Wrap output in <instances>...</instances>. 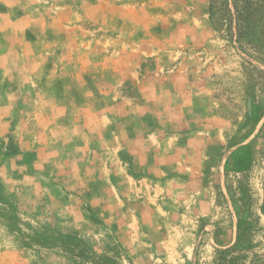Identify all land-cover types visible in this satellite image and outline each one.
<instances>
[{
  "label": "rangeland",
  "instance_id": "obj_1",
  "mask_svg": "<svg viewBox=\"0 0 264 264\" xmlns=\"http://www.w3.org/2000/svg\"><path fill=\"white\" fill-rule=\"evenodd\" d=\"M88 1L0 22V264H207L239 218L264 264V42L241 48L223 0H102L133 7L101 23ZM245 145L239 184L226 163Z\"/></svg>",
  "mask_w": 264,
  "mask_h": 264
},
{
  "label": "trees",
  "instance_id": "obj_2",
  "mask_svg": "<svg viewBox=\"0 0 264 264\" xmlns=\"http://www.w3.org/2000/svg\"><path fill=\"white\" fill-rule=\"evenodd\" d=\"M263 9L264 0H223L218 10L219 25L230 32L241 48L244 47L245 41L253 48H258L259 43L264 42L257 32L263 18ZM252 151L253 145H245L234 150L228 157L226 172L233 174L239 184V176L246 174L253 165L255 157ZM238 188L237 190L241 189L240 186ZM237 190L236 194L239 192ZM254 232L252 222L239 218L236 241L216 249L214 259L207 264H248ZM76 258L80 264H87L90 259L88 255H76Z\"/></svg>",
  "mask_w": 264,
  "mask_h": 264
},
{
  "label": "crops",
  "instance_id": "obj_3",
  "mask_svg": "<svg viewBox=\"0 0 264 264\" xmlns=\"http://www.w3.org/2000/svg\"><path fill=\"white\" fill-rule=\"evenodd\" d=\"M17 2L18 3L19 2H21V3L23 2L25 5H27V7L28 6L30 7V5L31 6L35 5V7H36L38 5L43 4V0H0V6H4V7L7 6L6 7L7 10L2 9L3 11H0V22L1 21H5V20L10 21V22L12 21V15H11L12 6L15 5ZM102 2H103L102 0L98 1L97 2L98 5L96 6V7H98V9H95L94 7L91 8L92 5H94L93 1L92 2L90 0L88 1V4H87L88 8H86L84 10V17H85L86 20L91 21V22L98 21V22L101 23L105 18H107L106 14L109 12L108 11V7L109 6L117 7V9H121V10L122 9H130L131 7H133L130 4H124V6H118V4L116 2H114V3L111 2L110 5L107 4L106 2H103V3ZM97 10H98V13L96 14L95 11H97ZM54 12H55V15H57V14H60V15L65 14L64 13V8H56L54 10ZM66 14H67L66 15L67 17H64V19L62 17V20H63V24H65V27H67L68 42H69V44L75 43V45H76V43H78V38H77L76 31H75V27L76 26H70L72 23H76L77 22V21H74V19L76 17V13L74 11H68ZM38 17L43 18V16H37V18L35 17L36 18L35 19L32 16H30V13H26V14L20 16L19 19L17 18V20L18 21H24L27 24V27L28 26L32 27V26H35L34 24H36V21L41 20V18H38ZM121 18H123V17H121ZM60 20H61V17H58L57 21L61 22ZM107 20H108V18H107ZM49 21H51V22L55 21L56 22L55 17H51V19ZM7 33H8V31H7ZM29 46L27 47V49H30V53H31V55L33 57L34 56L33 47H32V45H29ZM68 47L70 48L71 46H68ZM89 49H90V51L88 52ZM85 50L86 51H83V53L84 52H87V53L94 52L92 45H87L85 47ZM13 51H15V50L13 49L12 46H7V61H8V58H10L9 55ZM34 60H31V61H34ZM37 116L40 118V120H41V118H43V116L41 114H38ZM0 128H2V127H0Z\"/></svg>",
  "mask_w": 264,
  "mask_h": 264
}]
</instances>
